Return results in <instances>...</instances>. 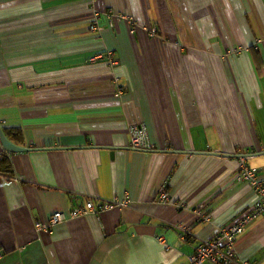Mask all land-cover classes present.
I'll list each match as a JSON object with an SVG mask.
<instances>
[{
  "label": "crops",
  "instance_id": "0c3cea01",
  "mask_svg": "<svg viewBox=\"0 0 264 264\" xmlns=\"http://www.w3.org/2000/svg\"><path fill=\"white\" fill-rule=\"evenodd\" d=\"M0 130V264H186L264 181V0H0Z\"/></svg>",
  "mask_w": 264,
  "mask_h": 264
},
{
  "label": "built area",
  "instance_id": "2783aa9c",
  "mask_svg": "<svg viewBox=\"0 0 264 264\" xmlns=\"http://www.w3.org/2000/svg\"><path fill=\"white\" fill-rule=\"evenodd\" d=\"M93 5L98 0H90ZM98 12H94L93 21L90 25L92 32L99 31L97 25ZM113 64V60H111ZM130 147L136 150L150 151L151 145L147 141V135L143 125H133L129 128ZM238 182L247 183L257 195V200L244 212L233 224L221 228L218 233L211 239L201 241L194 249L193 253L187 258L186 264H233L236 258V238L242 234L249 223L264 213V181L258 180L256 177V169L242 166L238 175ZM161 203L168 201V195L161 192L159 196ZM122 205V204H121ZM108 208L112 205L107 206ZM106 207V208H107ZM93 210L91 201H88L85 208H74L68 213L55 212L46 222L35 224V228L39 231L51 232L52 228L60 222L66 221L67 218H77L87 211ZM188 232V228L185 230Z\"/></svg>",
  "mask_w": 264,
  "mask_h": 264
},
{
  "label": "water",
  "instance_id": "95a60500",
  "mask_svg": "<svg viewBox=\"0 0 264 264\" xmlns=\"http://www.w3.org/2000/svg\"><path fill=\"white\" fill-rule=\"evenodd\" d=\"M0 141L5 151L7 152H22L25 149L20 148L12 144L6 137L4 136L3 132L0 130Z\"/></svg>",
  "mask_w": 264,
  "mask_h": 264
}]
</instances>
